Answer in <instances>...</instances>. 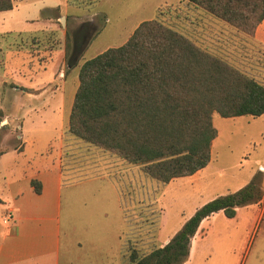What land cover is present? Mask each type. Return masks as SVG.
Here are the masks:
<instances>
[{
    "label": "rangeland",
    "instance_id": "1",
    "mask_svg": "<svg viewBox=\"0 0 264 264\" xmlns=\"http://www.w3.org/2000/svg\"><path fill=\"white\" fill-rule=\"evenodd\" d=\"M63 2L27 0L13 11L12 17L0 15L7 26L22 34H2L0 28V47H10L0 51V77L5 73L9 78V83L0 90V109L9 113V117L13 118V111L22 102L19 95L11 93V87L16 84L11 80L16 81L21 76L49 81L63 88L68 104L77 88L80 65L108 48L121 46L141 22L148 20L159 21L247 76L264 81L262 38H251L185 0H98L88 8L64 7ZM254 2L257 1L247 0L243 11L250 12ZM50 4L57 6L53 12L43 10ZM49 16L54 20L60 16L54 22L64 33L43 34L46 32L43 22ZM24 19L29 21L22 24ZM85 22L90 23L92 28L88 44L78 65L69 69L65 47L70 40L66 38V33L71 35ZM33 31H39V36L34 39L23 36ZM47 44L51 46L46 47ZM61 53L64 80L57 76ZM7 88L10 93L5 90ZM2 112L0 125L7 124V120L2 119ZM12 118L8 120L9 127L5 125L4 129H0V136L2 131L9 134L10 144L19 135ZM212 124L217 136L211 145V159L196 183L184 177L164 185L147 178L140 166L125 163L99 148L88 144L78 148L77 157L94 166L90 171L97 169L108 173L120 184L124 215L128 222L125 235L128 256L132 249L138 256L148 254L163 244V239L172 238L197 209L255 181L261 199L239 207L238 219L234 223L226 220L223 213L217 215L214 223L203 220L197 236L189 242L188 256L183 264H264V239L260 232H253L250 227L252 219L264 205V114L255 118L242 116L227 119L214 114ZM33 136L40 140L55 139L53 134L44 137L39 132ZM63 216L64 242L67 232L66 216Z\"/></svg>",
    "mask_w": 264,
    "mask_h": 264
},
{
    "label": "trees",
    "instance_id": "2",
    "mask_svg": "<svg viewBox=\"0 0 264 264\" xmlns=\"http://www.w3.org/2000/svg\"><path fill=\"white\" fill-rule=\"evenodd\" d=\"M97 1L67 3L88 8ZM185 1L251 38L264 19V0H256L251 13L242 9L247 0ZM11 9V0H0V12ZM91 30L90 23L85 22L71 35L66 33L70 40L65 47L67 68L78 65ZM214 114L226 119L261 116L264 84L159 21L148 20L141 22L121 46L108 48L80 65L66 133L125 163L140 166L147 178L166 185L209 164L217 136ZM260 196L258 183L251 181L234 193L211 200L162 247L142 256L132 249L130 264H183L189 242L204 219L217 212L234 218L236 208Z\"/></svg>",
    "mask_w": 264,
    "mask_h": 264
},
{
    "label": "crops",
    "instance_id": "3",
    "mask_svg": "<svg viewBox=\"0 0 264 264\" xmlns=\"http://www.w3.org/2000/svg\"><path fill=\"white\" fill-rule=\"evenodd\" d=\"M11 1L12 9L0 12L2 17H12L13 11L27 0ZM62 5L70 7L67 0ZM56 7L50 4L43 10L53 12ZM58 19L60 16L55 20L45 17L46 32L43 34L64 33L54 22ZM28 21L24 19L22 24ZM6 24L5 19H0L2 34L22 35L21 31ZM39 33L33 31L23 36L34 39ZM254 37L262 38L264 43V19L257 26ZM4 49L10 47L2 45L0 51ZM62 59L61 53L57 76L64 80ZM6 76L3 73L0 77V90L9 83ZM11 82L16 83L11 93L19 95L22 102L13 111V118L0 109L2 119L7 120L0 129L5 125L9 127L8 120L12 118L19 131L17 140L11 144L8 133L2 131L0 136V264H130L125 239L128 222L120 184L108 173L97 169L90 171L94 166L77 157L78 148L85 143L66 133L73 99L67 104L63 88L49 81L20 76ZM259 82L264 84V81ZM5 90L10 93L8 88ZM36 132L44 137L53 134L55 139H37L33 136ZM204 169L186 179L192 183L200 181ZM219 213L222 212L206 219L214 223ZM237 213L238 208L234 218L224 217L234 223ZM8 214L10 219L5 223L3 219ZM63 215L67 232L64 242ZM263 220L264 205L250 223L252 231L257 230L264 239ZM200 227L201 223L191 239L197 236ZM170 238L163 239L159 247Z\"/></svg>",
    "mask_w": 264,
    "mask_h": 264
},
{
    "label": "built area",
    "instance_id": "4",
    "mask_svg": "<svg viewBox=\"0 0 264 264\" xmlns=\"http://www.w3.org/2000/svg\"><path fill=\"white\" fill-rule=\"evenodd\" d=\"M10 219V214L6 215V217L3 219V221L6 223Z\"/></svg>",
    "mask_w": 264,
    "mask_h": 264
}]
</instances>
